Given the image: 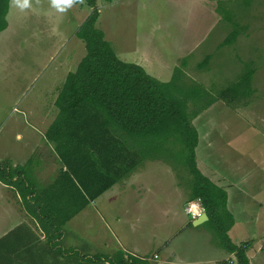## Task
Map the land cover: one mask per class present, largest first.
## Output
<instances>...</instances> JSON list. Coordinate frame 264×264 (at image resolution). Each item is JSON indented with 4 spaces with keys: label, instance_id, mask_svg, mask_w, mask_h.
<instances>
[{
    "label": "rangeland",
    "instance_id": "374dc122",
    "mask_svg": "<svg viewBox=\"0 0 264 264\" xmlns=\"http://www.w3.org/2000/svg\"><path fill=\"white\" fill-rule=\"evenodd\" d=\"M94 4V26L120 59L124 49L143 50L149 39L158 56L143 65L147 74L164 82L179 68L186 82L199 84L215 98L191 120L197 133L195 165L233 198L230 211L238 222L232 241L247 245L252 264H264V0H95ZM90 10L85 3L77 4L61 15L49 0L34 3L23 13L9 8V28L0 32V159L20 155L34 162L43 156L53 158L57 169L82 167L83 158H74L75 148L69 146L71 138L58 142L50 135L55 130L50 123L66 72L85 53L74 31ZM60 20L61 35L50 33L48 29L57 28ZM178 22H187V30L182 32ZM76 46V56H62ZM248 71L249 95L243 82ZM231 86L245 94L218 96ZM151 158L139 162L131 174L142 173L155 188L151 191L156 192L157 204L169 202L179 215V226L166 230L173 233L170 247L180 252L183 245L203 242L213 254L219 245L211 224H189L182 211L189 201L190 175L177 161L180 156L159 153ZM132 159L135 164L134 154ZM118 202L105 208L117 211ZM133 209L131 204L120 208ZM242 211L249 217H242Z\"/></svg>",
    "mask_w": 264,
    "mask_h": 264
},
{
    "label": "trees",
    "instance_id": "16d2710c",
    "mask_svg": "<svg viewBox=\"0 0 264 264\" xmlns=\"http://www.w3.org/2000/svg\"><path fill=\"white\" fill-rule=\"evenodd\" d=\"M94 1L84 0L91 10L74 35L82 41L85 53L59 86L53 101L57 112L50 123L55 129L50 135L58 142L71 138L69 146L75 148L74 158H83L81 168L69 167L78 185L92 188L91 192L77 190L82 200L77 201L78 208L131 171L141 158L159 153L177 154L180 156L177 161L190 175L188 200L198 199L219 246L233 253L236 264H249L245 255L247 245H235L227 235L233 218L226 208L225 191L195 165L197 133L191 120L215 98L199 84L186 82L188 79L179 68L175 67L169 80L163 82L147 74L140 65L118 59L94 26L97 17ZM7 6L8 0H0V31L6 27ZM249 74L243 80L247 91ZM242 94L245 93H239L237 86H231L218 96L233 98ZM23 173V167L12 168L7 161H0L1 182L17 186Z\"/></svg>",
    "mask_w": 264,
    "mask_h": 264
},
{
    "label": "crops",
    "instance_id": "0c3cea01",
    "mask_svg": "<svg viewBox=\"0 0 264 264\" xmlns=\"http://www.w3.org/2000/svg\"><path fill=\"white\" fill-rule=\"evenodd\" d=\"M8 10L9 4L5 21ZM61 20L57 28L48 31L60 36ZM179 26L182 32L187 30V22L179 23ZM5 28H9L7 22ZM145 46L143 50L137 47L124 49L121 59L112 49L121 61L143 67L150 58L158 56L151 40L148 39ZM57 47L49 57L55 54ZM76 48L69 47L62 56L66 59L73 54L76 56ZM17 157L0 159L7 161L12 168L26 167L17 186L0 181V264H139L136 260L140 264H236L233 253L219 246L212 254L210 247L203 242L201 246L200 242L196 246L186 244L180 252L174 251L170 247L174 238L168 241L173 233L166 230L175 224L179 226V215L171 209L169 202L163 206L157 204L156 192L151 191L155 188L149 187L151 183L143 178L142 173L131 174L133 171H129L122 174L99 195L78 208L77 201L82 200L77 190L91 192V185H78L71 170L55 168L53 158L38 156L32 162L30 157ZM151 157H143L141 161L154 159ZM245 186L255 193L251 184ZM232 200L226 195V208L233 218L227 235L237 245L232 241V235L236 233L232 228L238 222L230 211ZM117 201V211L111 213L112 209L105 208ZM130 204L134 206L133 211L120 210ZM182 211L190 224L193 219L184 212V208ZM241 216L249 217L243 211ZM245 255L248 263L252 264L249 248Z\"/></svg>",
    "mask_w": 264,
    "mask_h": 264
},
{
    "label": "clouds",
    "instance_id": "9594fccd",
    "mask_svg": "<svg viewBox=\"0 0 264 264\" xmlns=\"http://www.w3.org/2000/svg\"><path fill=\"white\" fill-rule=\"evenodd\" d=\"M39 6L41 0H9V8L17 9L23 13L26 10L32 9L34 6ZM84 0H49L50 6L59 13H66L69 9L77 4H83Z\"/></svg>",
    "mask_w": 264,
    "mask_h": 264
},
{
    "label": "built area",
    "instance_id": "2783aa9c",
    "mask_svg": "<svg viewBox=\"0 0 264 264\" xmlns=\"http://www.w3.org/2000/svg\"><path fill=\"white\" fill-rule=\"evenodd\" d=\"M197 200V199H196ZM193 203L195 204V208L193 207ZM184 212L188 214L192 219L197 218L202 212H204L201 207L199 201H188L184 206Z\"/></svg>",
    "mask_w": 264,
    "mask_h": 264
},
{
    "label": "water",
    "instance_id": "95a60500",
    "mask_svg": "<svg viewBox=\"0 0 264 264\" xmlns=\"http://www.w3.org/2000/svg\"><path fill=\"white\" fill-rule=\"evenodd\" d=\"M206 220H207V216H206L205 212H202L197 218H195L191 221V224L192 225H198V224H200Z\"/></svg>",
    "mask_w": 264,
    "mask_h": 264
},
{
    "label": "bare ground",
    "instance_id": "6f19581e",
    "mask_svg": "<svg viewBox=\"0 0 264 264\" xmlns=\"http://www.w3.org/2000/svg\"><path fill=\"white\" fill-rule=\"evenodd\" d=\"M193 207H194V208L196 207L194 203H193Z\"/></svg>",
    "mask_w": 264,
    "mask_h": 264
}]
</instances>
